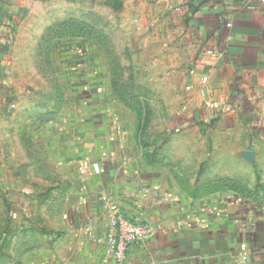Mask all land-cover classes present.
Returning <instances> with one entry per match:
<instances>
[{
	"label": "crops",
	"instance_id": "obj_1",
	"mask_svg": "<svg viewBox=\"0 0 264 264\" xmlns=\"http://www.w3.org/2000/svg\"><path fill=\"white\" fill-rule=\"evenodd\" d=\"M113 1L0 0V122L11 119L12 103H20L13 100L19 96L14 72L19 56L31 55L28 41L64 20L72 8L111 13ZM120 2L129 39L134 32L146 36V43L167 38L170 53L187 64L185 89H191H181L177 102L184 110L172 113L175 132L160 154L190 184L228 178L250 190L264 187V128L252 126L264 121V0ZM210 121H218L215 131L233 121L246 125L233 131L244 149L235 145L206 163L201 138L213 129L200 125ZM95 123L96 118L91 126L83 124L70 138L66 129H58L59 168L66 174L50 179L48 194L30 178H11L15 218L0 264H105L110 201L126 217L140 215L153 230L144 243L130 247L124 264H264L262 189L254 198L228 191L196 200L168 168L148 165L125 136H99ZM228 126L224 130L232 133ZM247 151L254 153L253 162L243 157ZM194 153L200 155L194 159ZM188 159L196 160L199 169L194 180Z\"/></svg>",
	"mask_w": 264,
	"mask_h": 264
},
{
	"label": "rangeland",
	"instance_id": "obj_2",
	"mask_svg": "<svg viewBox=\"0 0 264 264\" xmlns=\"http://www.w3.org/2000/svg\"><path fill=\"white\" fill-rule=\"evenodd\" d=\"M111 10L101 14L87 8H72L64 20L51 24L28 41L30 56H19L14 72L19 96L13 100L20 103H12L17 106L10 110L15 116L13 113L8 122H0V262L2 256H7L4 248L15 218L11 178H30L45 195L50 192V179L66 174L59 168L62 157L59 128L66 129L70 138L78 134L76 129L86 123L91 126L96 118L99 136H125L145 160L148 154L156 153L164 161L158 166L168 168L187 195L196 200L204 196L197 192L201 186L198 181L195 184L185 181L180 170L159 152L170 145L175 132L171 128L172 113L184 106L177 101L187 91L185 59L170 53L171 41L167 38L146 43V36L134 32L129 39L123 30L122 11L117 10L114 1ZM70 20L84 23L83 27L74 22L61 26ZM50 29H55V33L70 31L75 36L43 40ZM116 86L128 96L130 104L117 96ZM232 123H224L221 131L214 130L219 127L218 121L200 125L208 131L213 129L201 138L208 150L204 153L209 155L206 163L223 157L235 145L244 149L245 142H240L233 131L247 126ZM227 125L233 128L232 133L224 130ZM252 126L264 128V121L258 120ZM167 151L170 154V148ZM185 155L187 159L188 154ZM192 155L195 159L200 153ZM188 160L189 175L194 180L199 169L196 160Z\"/></svg>",
	"mask_w": 264,
	"mask_h": 264
},
{
	"label": "built area",
	"instance_id": "obj_3",
	"mask_svg": "<svg viewBox=\"0 0 264 264\" xmlns=\"http://www.w3.org/2000/svg\"><path fill=\"white\" fill-rule=\"evenodd\" d=\"M232 25L228 24V28ZM208 79L202 80L207 84ZM191 88L188 87L187 91ZM17 106L12 104V109ZM107 217L109 221L106 247L104 249L105 264H124L127 252L132 245H138L148 240L153 232L152 227L143 221L140 215L126 217L121 206L114 201L107 204Z\"/></svg>",
	"mask_w": 264,
	"mask_h": 264
},
{
	"label": "trees",
	"instance_id": "obj_4",
	"mask_svg": "<svg viewBox=\"0 0 264 264\" xmlns=\"http://www.w3.org/2000/svg\"><path fill=\"white\" fill-rule=\"evenodd\" d=\"M114 2L116 3L117 10L121 11L122 10V3L120 2V0H115ZM72 22H74L78 27H83L82 25L84 24L81 22L70 20V21H65L64 23H61L62 24L61 26H64L67 23H72ZM54 30L55 29H50L48 31V34L44 37L43 40L51 39V38L61 40L64 38L75 36V35H72V33L70 31H60L58 33H55ZM114 90L116 91L117 96L120 99H122V101L124 103L130 104L127 102L128 96L124 93V91L122 89H119L118 86H116V87H114ZM146 162L148 163V165H151V166H155V165L158 166V165L164 164V161L157 158L156 153L151 154V155L148 154L146 156ZM199 188L200 189L197 190V192L200 194H203V195L215 194L218 192L232 191V192L238 193L242 196L245 195L246 196L245 198H254V197L258 196V190L262 189L263 193H264L263 185H258L255 190H250L245 185H243L239 182H236L234 180L228 179V178H221V179H216V180L210 181L208 183L201 185Z\"/></svg>",
	"mask_w": 264,
	"mask_h": 264
},
{
	"label": "water",
	"instance_id": "obj_5",
	"mask_svg": "<svg viewBox=\"0 0 264 264\" xmlns=\"http://www.w3.org/2000/svg\"><path fill=\"white\" fill-rule=\"evenodd\" d=\"M243 157H244L246 160L250 161V162H253V161H254V153L251 152V151H247V152H245V153L243 154Z\"/></svg>",
	"mask_w": 264,
	"mask_h": 264
}]
</instances>
